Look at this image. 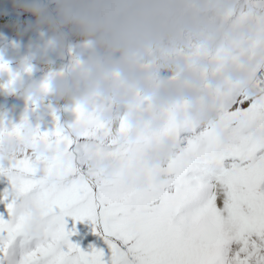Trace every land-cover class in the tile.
<instances>
[{
  "label": "snow or ice",
  "instance_id": "obj_1",
  "mask_svg": "<svg viewBox=\"0 0 264 264\" xmlns=\"http://www.w3.org/2000/svg\"><path fill=\"white\" fill-rule=\"evenodd\" d=\"M249 18L255 33L219 56H250L254 91L229 85L212 122L171 110L162 129L133 135L126 122L110 126L81 105L69 122L53 109L49 130L27 113L18 123L0 118V177L9 181L0 192V264H264V0H249L239 22ZM5 70L10 88L15 74L0 62ZM165 139L172 150L151 164ZM6 141L19 149L6 151ZM26 201L41 209V235L29 232L30 213L17 211ZM70 219L90 222L97 242L73 241Z\"/></svg>",
  "mask_w": 264,
  "mask_h": 264
},
{
  "label": "clouds",
  "instance_id": "obj_2",
  "mask_svg": "<svg viewBox=\"0 0 264 264\" xmlns=\"http://www.w3.org/2000/svg\"><path fill=\"white\" fill-rule=\"evenodd\" d=\"M19 6L36 17L39 39L18 55L15 69L3 53L0 62L15 74L8 91L33 106L54 97L84 106L110 126L124 121L135 135L162 129L171 110L180 120L212 122L221 93L229 85L248 86L247 61L219 56L245 34L234 19L240 0H20ZM38 63L47 70L33 79ZM173 146L165 139L148 161L162 164ZM4 147L19 149L11 141ZM17 211L30 213L32 235L42 234L34 202Z\"/></svg>",
  "mask_w": 264,
  "mask_h": 264
},
{
  "label": "bare ground",
  "instance_id": "obj_3",
  "mask_svg": "<svg viewBox=\"0 0 264 264\" xmlns=\"http://www.w3.org/2000/svg\"><path fill=\"white\" fill-rule=\"evenodd\" d=\"M20 5V0H0V17L2 20H0V53H3L4 56H9L11 67L15 69L17 62H18V55L22 54L24 51L27 50V46L30 42L36 41L39 39L38 33L35 29V22L36 20L33 17H30L28 14L29 12L23 10ZM12 6H19L17 7L19 11L12 12L10 14V9ZM13 8V7H12ZM9 9V10H7ZM3 15H6V17H2ZM20 16H24L25 18L28 16L29 18L27 19V25L26 24H21L22 20L19 18ZM32 16H34L32 14ZM239 17H237L238 19ZM6 19H17L18 23L10 24L8 21H5ZM20 19V21H19ZM20 23V24H19ZM32 24L34 25L32 27ZM242 24V23H241ZM242 26L245 29V34L240 39L239 41H246L249 37H251L255 31L258 29L256 27V30L250 34V31L248 28L245 27L244 24ZM249 26V25H248ZM32 27V28H31ZM11 37L15 38V40L11 41ZM244 60L247 61L248 63V71L247 75L249 77V68L252 64V58L250 56H242ZM43 76H37L33 79H39ZM3 77H8L7 73L0 74V79H3ZM250 78L248 81V86L245 87L247 90L248 88L251 89V92L254 91V89L251 87ZM249 91V90H248ZM18 97V95H17ZM21 99H23L24 103L20 106L17 107L18 111L16 110L15 113L12 110H8L7 112H3L2 108H0V118H4L6 122H15L18 123L21 118L27 113L29 116L30 122L35 125L39 124L41 126L42 130H49L51 129L50 125L53 122H56V119L52 115L53 109L56 112V115L60 117L61 112H63L66 101H57L54 97H49L46 99L42 104H40L38 107L30 105L28 101L21 96ZM21 102V100H20ZM34 110L31 113V111ZM12 113V114H11ZM17 114V115H16ZM67 114V113H66ZM70 117V116H69ZM67 116H65V119ZM53 126V125H52ZM154 165V164H153ZM5 182V185L9 184V181L7 180L6 177H0V183ZM3 184V183H2ZM7 186L0 185V192L4 190ZM37 208L41 211L40 207L36 205ZM0 210H4V208L0 207ZM75 223V227L77 229V233L71 237V239L75 242L80 241L81 237L80 235H84V237H87L86 234L90 233V230L86 226V221H80V222H74L70 219L69 222V227H72V225ZM82 238V240L84 239ZM92 242H97V237L95 234L92 235L91 240H88L86 243L81 245L83 248H87L89 244Z\"/></svg>",
  "mask_w": 264,
  "mask_h": 264
},
{
  "label": "rangeland",
  "instance_id": "obj_4",
  "mask_svg": "<svg viewBox=\"0 0 264 264\" xmlns=\"http://www.w3.org/2000/svg\"><path fill=\"white\" fill-rule=\"evenodd\" d=\"M13 7V8H12ZM10 9V14L12 12H16V11H19V9L15 6H12ZM248 7H249V0H240V7L238 8L235 16H234V19H236L238 22H239V18H240V15L242 12H246L248 10ZM7 9V10H9ZM1 14V13H0ZM30 17H33L35 20H36V17L35 16H32V14L29 12L28 14ZM2 17H6V15H3ZM237 17H239L237 19ZM22 22L21 24H26L27 25V19L29 18L28 16L25 18L24 16H20L19 17ZM19 19V21H20ZM0 20H2V18L0 17ZM5 21H8L10 24H13L14 23H18L17 22V19H6ZM240 24H244L246 28L249 29L250 31V34H252L255 30H256V27L259 26V23L256 19H253V18H249L247 19L246 21L244 22H239ZM20 24V23H19ZM241 24V25H242ZM249 25V26H248ZM34 25L32 24V27ZM31 27V28H32ZM253 31V32H252ZM15 40V38H12L11 37V41ZM9 61V56H5ZM59 63L60 61L57 60V66H59ZM47 70V66L42 64V63H38L37 64V67L34 69L33 73H32V77L31 78H35L37 76H41L42 74L44 75L45 71ZM25 78L27 79V75L25 76ZM9 81V78L8 77H3V79H0V108H2V111L3 112H7L8 110H12L15 111L17 109L18 106L22 105L24 103L23 99H21V95H18V94H14V93H11L10 91H8V88H5L4 85ZM251 84V87L253 88V85L252 83H249ZM254 89V88H253ZM253 92V91H252ZM18 95V97H17ZM21 100V102H20ZM29 103V102H28ZM30 104V103H29ZM31 105V104H30ZM34 110L31 111L30 114H32ZM67 113V114H66ZM12 114V113H11ZM17 115V114H16ZM65 116H67V118L65 119ZM70 116V117H69ZM75 117V114L73 111H71V107L66 103L65 105V108L63 110V112H61L60 114V120L62 122H69L71 120H73ZM55 124L56 122H53L50 127L51 129H53L55 127ZM53 125V126H52ZM1 181H3V179H1ZM3 183V184H2ZM0 185H3L4 186H8V185H5V182H1ZM5 189V188H4ZM0 207L4 208V204L3 203H0ZM86 226L87 228L90 230V233L89 234H86L87 237H84V235H80L81 239L79 241V244H84L86 243L88 240H91L92 238V235L94 234L91 229H92V225L90 222L86 221ZM84 237V239L82 240V238Z\"/></svg>",
  "mask_w": 264,
  "mask_h": 264
}]
</instances>
